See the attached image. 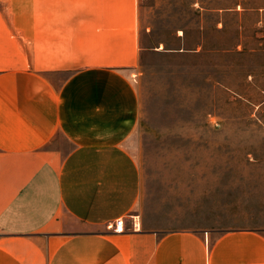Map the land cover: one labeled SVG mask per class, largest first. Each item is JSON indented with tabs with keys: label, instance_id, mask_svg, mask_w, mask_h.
I'll return each instance as SVG.
<instances>
[{
	"label": "crops",
	"instance_id": "0c3cea01",
	"mask_svg": "<svg viewBox=\"0 0 264 264\" xmlns=\"http://www.w3.org/2000/svg\"><path fill=\"white\" fill-rule=\"evenodd\" d=\"M136 19L130 0H0V264H264V227L133 226Z\"/></svg>",
	"mask_w": 264,
	"mask_h": 264
},
{
	"label": "rangeland",
	"instance_id": "374dc122",
	"mask_svg": "<svg viewBox=\"0 0 264 264\" xmlns=\"http://www.w3.org/2000/svg\"><path fill=\"white\" fill-rule=\"evenodd\" d=\"M141 50L131 212L161 229L264 227V0H130Z\"/></svg>",
	"mask_w": 264,
	"mask_h": 264
},
{
	"label": "built area",
	"instance_id": "2783aa9c",
	"mask_svg": "<svg viewBox=\"0 0 264 264\" xmlns=\"http://www.w3.org/2000/svg\"><path fill=\"white\" fill-rule=\"evenodd\" d=\"M121 226H122V219H117L114 222L108 224V227L112 229L114 232H118L119 230H121ZM133 226L139 227V220L137 216L133 217Z\"/></svg>",
	"mask_w": 264,
	"mask_h": 264
}]
</instances>
